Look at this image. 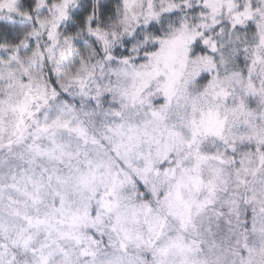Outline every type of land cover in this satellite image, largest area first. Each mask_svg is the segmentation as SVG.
<instances>
[{"label":"snow or ice","instance_id":"snow-or-ice-1","mask_svg":"<svg viewBox=\"0 0 264 264\" xmlns=\"http://www.w3.org/2000/svg\"><path fill=\"white\" fill-rule=\"evenodd\" d=\"M103 10L0 0V264H264V0Z\"/></svg>","mask_w":264,"mask_h":264},{"label":"clouds","instance_id":"clouds-1","mask_svg":"<svg viewBox=\"0 0 264 264\" xmlns=\"http://www.w3.org/2000/svg\"><path fill=\"white\" fill-rule=\"evenodd\" d=\"M100 3L103 4L104 9H107V11L103 10V18L111 21V18L115 16V13L120 6L121 0H100ZM121 50H123V48H121Z\"/></svg>","mask_w":264,"mask_h":264},{"label":"trees","instance_id":"trees-1","mask_svg":"<svg viewBox=\"0 0 264 264\" xmlns=\"http://www.w3.org/2000/svg\"><path fill=\"white\" fill-rule=\"evenodd\" d=\"M85 3L86 4L90 3V0H85ZM104 11H107V9H104Z\"/></svg>","mask_w":264,"mask_h":264}]
</instances>
